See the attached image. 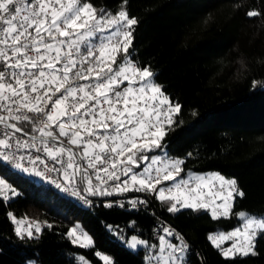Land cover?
<instances>
[{
    "label": "snow or ice",
    "instance_id": "snow-or-ice-1",
    "mask_svg": "<svg viewBox=\"0 0 264 264\" xmlns=\"http://www.w3.org/2000/svg\"><path fill=\"white\" fill-rule=\"evenodd\" d=\"M126 3L112 13L97 9L91 0H0V200L19 195L7 180L8 170L43 175V165L48 173H59L66 186L79 176L90 196L145 191L168 204V212L203 209L212 220L235 216L240 226L210 232L207 239L225 259L257 255L264 215L234 211L236 198L244 196L234 178L212 173L185 179L183 160L145 155L163 149L165 119L171 124L166 109L179 111L180 105H173L151 82L147 66L130 59L138 20L130 17ZM259 15L247 12L250 18ZM121 53L124 59L118 60ZM26 123L30 130L22 126ZM149 160L143 172L138 171L141 162ZM165 182L170 186H162ZM129 203L135 208L146 201ZM8 215L18 225L17 236L32 237L31 223L26 233L19 226L27 218L18 221ZM81 227L77 223L66 235L72 243L90 247L92 239ZM161 232L145 264H186L189 243L170 226H162ZM225 242L231 243L223 247ZM127 243L133 249L147 247V241L135 235ZM103 259L113 264L109 257Z\"/></svg>",
    "mask_w": 264,
    "mask_h": 264
},
{
    "label": "trees",
    "instance_id": "trees-1",
    "mask_svg": "<svg viewBox=\"0 0 264 264\" xmlns=\"http://www.w3.org/2000/svg\"><path fill=\"white\" fill-rule=\"evenodd\" d=\"M91 3L115 13L123 0ZM124 6L138 20L130 59L147 66L152 81L180 105L171 124H163L165 154L184 161L181 174L215 170L234 178L244 193L236 198L234 211L263 213L264 0H127ZM250 10L260 15L250 18ZM5 175L19 195L0 200V264H80L79 256L105 264L99 253L113 264H145L146 250L126 247L116 234H134L152 246L163 224L189 243L186 264H264V236L257 240V255L235 259H225L207 239L210 232L238 226L235 216L212 220L203 209L168 212V204L154 193L134 210L115 203L118 192L91 196L85 204L13 169ZM81 183L77 176L73 186ZM9 212L42 222L40 231L31 238L17 236ZM77 223L91 237L90 247L66 235Z\"/></svg>",
    "mask_w": 264,
    "mask_h": 264
},
{
    "label": "rangeland",
    "instance_id": "rangeland-1",
    "mask_svg": "<svg viewBox=\"0 0 264 264\" xmlns=\"http://www.w3.org/2000/svg\"><path fill=\"white\" fill-rule=\"evenodd\" d=\"M124 59V57H123V55H122V57H120V59L119 60H123ZM151 82L152 83H154L153 81H152V79H151ZM155 84V83H154ZM157 85V84H156ZM165 95V94H164ZM166 96V95H165ZM173 103V102H172ZM173 105H175V103H173ZM167 111H169L171 114H170V119H171V115H172V113H174L175 111H171L170 109H166ZM164 123H168V120L167 119H165V122ZM145 155H147V156H149L150 158L151 157H160V158H162V159H164V160H169V161H171V160H179L178 158H170V157H168L166 154H165V150H164V148L161 150V149H159V150H154V151H152V152H150V153H145ZM142 163V167L138 170V171H140V172H143V169H144V167H147L148 166V164L150 163V160L149 161H142L141 162ZM13 170H15L16 172H18V173H20V174H22V175H24V176H26V177H28L29 179H32L33 181H35V182H42V180H41V178L38 176V175H36V174H30L29 172H23V171H21V170H17V169H13ZM134 171H137L136 169H134ZM212 173H219L218 171H215V170H207V171H193V170H187V171H185L183 174H181V177H183V178H185V179H187L189 176H191L192 174H195V175H201V176H208V175H210V174H212ZM219 174H221V173H219ZM223 175V174H222ZM225 176V175H224ZM226 178H231V177H228V176H225ZM170 184H171V182H165L162 186H164V187H168V186H170ZM159 187V186H158ZM111 190V189H110ZM240 211H244V210H239L238 212H240ZM246 212V211H245ZM250 214H252V213H250ZM252 215H264V212L263 213H261V214H252ZM14 216V215H13ZM14 217H16V216H14ZM16 219L19 221V220H23L24 218H21V217H16ZM10 220L12 221V223H13V220H12V218H10ZM29 223H31L32 224V231H33V233L34 232H36L35 231V229L37 228V227H40V225L42 224V222H39V221H37V220H34V219H30V218H27V220L25 221V224L24 225H19L20 227H21V229H22V231H25V233H26V225L27 224H29ZM13 225H14V228H15V230H16V228L18 227V225L16 224V223H13ZM241 225V222H240V224L238 225V226H240ZM238 226H236V227H238ZM235 227V228H236ZM81 232H85L83 229H81ZM211 233H213V232H211ZM116 234V233H115ZM134 234H131V235H129L127 238H124L123 236H121V235H117L116 234V236H117V239L121 242V243H123L126 247H128V243H127V241H128V239H130L132 236H133ZM89 236V235H88ZM136 236V235H135ZM138 237V236H137ZM139 239H142V240H144L143 238H140V237H138ZM145 241V240H144ZM84 243H87V241H84ZM229 243H231V242H225V244L223 245L224 247H227L228 246V244ZM156 245H158V240H157V244ZM138 247H142L144 250H146V253H147V251H148V249L151 247L150 245H148L147 244V247L146 246H143V245H141V246H138ZM137 247V248H138ZM128 248H130V247H128ZM137 248H135V249H137ZM130 249H132V250H135V249H133V248H130ZM157 251V249L155 248L154 250H153V252H156ZM146 253H145V255H146ZM99 255H100V257L101 258H103L105 255H103V254H101V253H99ZM145 257V256H144ZM78 260H79V263L80 264H92V263H90L87 259H85L84 257H82V256H79L78 257ZM30 261H32V262H34V264H39L38 262H36L35 260H30ZM27 264H29V261H27L26 262Z\"/></svg>",
    "mask_w": 264,
    "mask_h": 264
},
{
    "label": "built area",
    "instance_id": "built-area-1",
    "mask_svg": "<svg viewBox=\"0 0 264 264\" xmlns=\"http://www.w3.org/2000/svg\"><path fill=\"white\" fill-rule=\"evenodd\" d=\"M94 43L96 41H93ZM79 83H87L86 81H79ZM23 127H26L28 130H30V125H28L27 123L22 125ZM0 131H3L2 128H0ZM24 139H30L29 137H24ZM33 151V154H35V151ZM26 167H30L29 165H27L26 161L24 162ZM51 161H49V164L51 165ZM57 168L60 167V165H55ZM40 170L43 172V175H38L42 182L45 183L48 186L54 187L57 190L61 191L62 193L65 194H70L72 195L75 199H79L81 202L85 203V204H89L90 198L91 196L88 195L86 192L83 191L85 184L81 183L80 187H74L73 185L70 186H66L64 184L63 178L61 177V175L57 172H51L48 173L46 170H44V166L43 165H39ZM122 179H124V177H122ZM55 181V183H54ZM93 181L95 182V178L93 177ZM57 183H59L61 186L58 187ZM68 187V190L65 191L64 188ZM111 187V182H109V188ZM74 192H79L80 195H75ZM126 193V192H125ZM125 193H116V197H115V203L119 206H123L125 208L128 209H138L142 206H144V204H138L135 208H132L131 204L129 203V201L131 200H140V201H147V197L149 196V194L151 192H145V191H130L127 192V194ZM162 226H170L169 224H163ZM160 227V232H161V228ZM171 227V226H170ZM173 228V227H171ZM174 229V228H173Z\"/></svg>",
    "mask_w": 264,
    "mask_h": 264
}]
</instances>
